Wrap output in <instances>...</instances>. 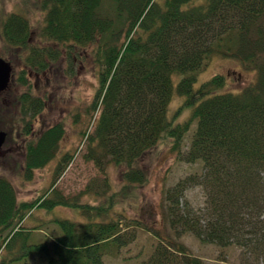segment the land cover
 I'll use <instances>...</instances> for the list:
<instances>
[{"label": "trees", "instance_id": "trees-1", "mask_svg": "<svg viewBox=\"0 0 264 264\" xmlns=\"http://www.w3.org/2000/svg\"><path fill=\"white\" fill-rule=\"evenodd\" d=\"M109 1L114 17L103 11L104 0H41L45 18L40 36L47 43L43 48L32 45L30 23L21 13L4 18L1 35L6 45L24 53V65L37 73L62 55L71 73L76 54L89 48L98 80L91 108L98 117L85 135L84 157L103 171L105 162L121 168L125 184L118 195L146 183L144 156L166 138L172 140L173 150L178 149L196 119L181 158L199 164L200 170L166 190L169 226L176 235L188 233L216 245L253 244L255 250L264 249V0ZM212 57L237 60L255 73V79L240 90L223 92L224 77L216 74L194 88V73ZM24 74L18 82L26 85ZM174 76H180L175 87ZM174 90L191 109L189 120L177 124L169 118ZM16 101L20 128L25 130L24 120L36 117L43 102L27 91ZM22 132L27 136L30 129ZM63 135L62 125L55 124L26 143L24 178L30 179L56 157ZM68 157L60 158L56 172ZM192 185H199L205 197L196 210L181 202ZM114 194L91 205L52 189L33 201L18 202L10 181L0 176V250L5 251L0 264L32 253L44 264H105L107 244L117 247L121 242L120 219L133 221L123 213H118L120 219L110 214ZM58 206L77 210L86 220L57 218L61 233L50 245L29 242L25 217L35 208ZM258 229L263 236L256 242ZM147 230L161 242L139 264H202L182 243ZM241 235L250 241L240 243Z\"/></svg>", "mask_w": 264, "mask_h": 264}, {"label": "rangeland", "instance_id": "rangeland-1", "mask_svg": "<svg viewBox=\"0 0 264 264\" xmlns=\"http://www.w3.org/2000/svg\"><path fill=\"white\" fill-rule=\"evenodd\" d=\"M109 2L104 0L103 11L114 17ZM12 12L27 17L31 26L33 46L43 48L47 43L40 36L45 18V12L41 10V0H0V57L10 63L13 74L8 92L0 94V130L7 133V140L0 152V176H5L10 181L16 191L17 200L33 201L53 189L64 197L74 198L80 204L98 205L104 198L115 193V203L110 214L117 213L113 217L120 219L118 213H123L133 221H126L123 217L120 219L118 237L121 242L118 245L115 243L117 247L107 244L108 247L103 251L105 264H139L145 261L158 242H161L147 228L157 230L165 238L169 237L182 243L193 256L202 261V264H264V249L257 246L255 250L256 245H216L192 234L176 235L169 226L164 199L166 190L187 175L200 170L199 164L186 163L181 158L188 149L191 135L196 128V120L192 121L190 130L184 135L178 149L173 150L172 140L166 138L144 156L142 166L147 170L146 183L132 186L134 189L129 190L125 196L118 195L117 192L125 184L119 173L121 168L104 161L103 171L93 161L84 157L87 154L85 135L92 131L93 122L98 117V112L91 108L98 80L89 48L80 55L73 53L78 58L72 64L71 73L67 72L69 61L64 55L50 61L43 73H37L24 65V53L20 54L6 45L2 38L1 23ZM22 71H25L26 85L22 81L18 82ZM194 74V88H199L204 81L216 74L222 75L225 83L220 90L223 92L240 90L255 79V73L244 69L237 60L222 57H212ZM179 79L180 76L173 77L174 87ZM26 91L39 97L43 106L36 117L27 116V120H24L27 124L23 130V127L20 128L22 117L16 99ZM183 101L184 98L174 90L169 105V118L174 124L189 120L191 115V109L184 106ZM55 124H61L64 128L56 158L45 167L36 169L30 179L24 178L22 165L26 143L36 140L46 128ZM27 128L30 129L27 136L20 134V131L25 132ZM68 154L70 157L67 163L60 172H56L60 158ZM184 201H187L193 210L202 207L205 201L202 188L199 185L187 188L181 200L183 205ZM57 218L76 222L86 220L79 211L67 207L35 208L23 223L30 231L29 242H46L50 245L51 238L61 233L54 222ZM260 232L259 229L256 232V242L263 236ZM242 239L250 241L247 235H241L237 240L242 243ZM3 251L0 250V256L5 254ZM44 263L45 260L39 254L32 253L27 259H20L11 264Z\"/></svg>", "mask_w": 264, "mask_h": 264}, {"label": "water", "instance_id": "water-1", "mask_svg": "<svg viewBox=\"0 0 264 264\" xmlns=\"http://www.w3.org/2000/svg\"><path fill=\"white\" fill-rule=\"evenodd\" d=\"M11 65L0 58V92L7 89L11 77ZM5 132L0 131V148L5 140Z\"/></svg>", "mask_w": 264, "mask_h": 264}, {"label": "flooded vegetation", "instance_id": "flooded-vegetation-1", "mask_svg": "<svg viewBox=\"0 0 264 264\" xmlns=\"http://www.w3.org/2000/svg\"><path fill=\"white\" fill-rule=\"evenodd\" d=\"M1 152V151H0Z\"/></svg>", "mask_w": 264, "mask_h": 264}]
</instances>
